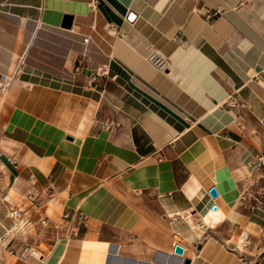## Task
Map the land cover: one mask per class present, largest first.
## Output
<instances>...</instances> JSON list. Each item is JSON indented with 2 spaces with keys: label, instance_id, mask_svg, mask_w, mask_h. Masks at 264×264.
Returning a JSON list of instances; mask_svg holds the SVG:
<instances>
[{
  "label": "crops",
  "instance_id": "0c3cea01",
  "mask_svg": "<svg viewBox=\"0 0 264 264\" xmlns=\"http://www.w3.org/2000/svg\"><path fill=\"white\" fill-rule=\"evenodd\" d=\"M262 121L264 0H0V264H260Z\"/></svg>",
  "mask_w": 264,
  "mask_h": 264
},
{
  "label": "built area",
  "instance_id": "2783aa9c",
  "mask_svg": "<svg viewBox=\"0 0 264 264\" xmlns=\"http://www.w3.org/2000/svg\"><path fill=\"white\" fill-rule=\"evenodd\" d=\"M133 17L134 16L129 13L126 16V19L129 21V20H132ZM82 42H86V38H83ZM148 60L150 61V63H152L155 67L159 69H163L166 64V61L163 57L155 55L153 52L149 55ZM105 74H106V69L105 67H102V66L98 67L93 73L94 76H103ZM112 126H116V123L114 121L110 119H105L103 121L104 129H109ZM255 164L258 170H262L264 172V151H261L255 156ZM30 181L32 180L30 179ZM243 199H244V196L242 195L240 200H243ZM254 208L256 207L250 206V209H254ZM5 213H6V216L13 221V223H16L20 219V216L22 214V209L18 206L7 207ZM67 216H68L67 213H64L62 215V218H67ZM39 223L46 226L44 219L40 220ZM9 253H13L17 255L19 258H24L26 255L33 256L35 258L40 257V254L38 253L37 249L29 247V246H24L23 248L13 247L9 249ZM179 264H181V261Z\"/></svg>",
  "mask_w": 264,
  "mask_h": 264
},
{
  "label": "rangeland",
  "instance_id": "374dc122",
  "mask_svg": "<svg viewBox=\"0 0 264 264\" xmlns=\"http://www.w3.org/2000/svg\"><path fill=\"white\" fill-rule=\"evenodd\" d=\"M248 181V182H246ZM243 196L244 199L240 200V206L246 207L249 210L250 206H255L256 211L260 212L264 217V172L256 168L255 161L249 168L247 178L243 180ZM196 224V223H194ZM263 242H260L257 247V260L256 262L264 263V230L260 235ZM244 250V248H243ZM245 253L246 250H244Z\"/></svg>",
  "mask_w": 264,
  "mask_h": 264
},
{
  "label": "water",
  "instance_id": "95a60500",
  "mask_svg": "<svg viewBox=\"0 0 264 264\" xmlns=\"http://www.w3.org/2000/svg\"><path fill=\"white\" fill-rule=\"evenodd\" d=\"M71 16L64 15L62 18V21L60 23V27L68 29L71 25ZM264 124V121H262ZM207 193L211 198H214L216 196V190L213 186H211L208 190ZM212 209H215V206H212ZM172 253L176 256H181L182 254V247L178 244H174L172 248ZM189 260L187 258H182L181 259V264H188Z\"/></svg>",
  "mask_w": 264,
  "mask_h": 264
}]
</instances>
